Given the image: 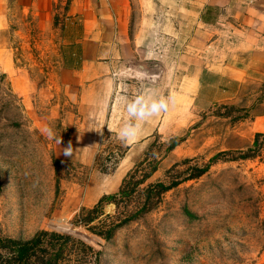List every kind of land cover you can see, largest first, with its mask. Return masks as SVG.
<instances>
[{
  "label": "rangeland",
  "instance_id": "obj_1",
  "mask_svg": "<svg viewBox=\"0 0 264 264\" xmlns=\"http://www.w3.org/2000/svg\"><path fill=\"white\" fill-rule=\"evenodd\" d=\"M6 8L9 27L0 32V48L12 51L27 92H19L0 69L2 235L27 239L42 229L68 234L101 251V264H264V133L254 145L255 135L245 124L264 110V86L249 96L250 89H244L237 104L196 112L188 122L169 120L166 112L160 140L182 141L162 158L151 180L164 179L175 164L177 175L194 173L195 167L207 171L167 191L157 208L107 240L75 218L82 207L117 192L156 133L127 150L117 166L115 159L127 144L113 132L105 130L94 146L82 134L72 137L75 122L69 118L76 96L67 97L55 80L58 35L23 17L13 0H0V12ZM190 27L182 25L183 40ZM149 30V41L156 40V24ZM55 140L71 145L70 157L55 154ZM86 147L92 148L90 155ZM250 148L255 156L240 159V151ZM103 210L113 214L115 206L104 202Z\"/></svg>",
  "mask_w": 264,
  "mask_h": 264
},
{
  "label": "crops",
  "instance_id": "obj_2",
  "mask_svg": "<svg viewBox=\"0 0 264 264\" xmlns=\"http://www.w3.org/2000/svg\"><path fill=\"white\" fill-rule=\"evenodd\" d=\"M13 2L23 17L58 35L55 80L67 97L76 96L72 137L82 134L90 146L106 130L131 151L159 134L166 112L169 120L188 122L196 112L237 104L245 90L249 96L264 86V0ZM9 15L8 8L0 12V32L9 27ZM154 24L158 36L149 41ZM185 24L191 27L183 40ZM12 57L0 48V69L23 93L24 76ZM245 124L252 136L264 133V110ZM65 143L53 142L55 154L64 155Z\"/></svg>",
  "mask_w": 264,
  "mask_h": 264
},
{
  "label": "trees",
  "instance_id": "obj_3",
  "mask_svg": "<svg viewBox=\"0 0 264 264\" xmlns=\"http://www.w3.org/2000/svg\"><path fill=\"white\" fill-rule=\"evenodd\" d=\"M260 135L262 133L255 134L254 145ZM181 141V138L171 137L167 142H163L156 133L143 158L137 161L123 177L117 192L104 196L91 208L82 207L74 222L82 224L100 237L112 239L121 227L142 219L157 208L167 191L185 180L203 175L207 171L206 167H195L194 173L190 171L177 175L175 171L178 169L175 164L166 171L164 179L151 180L162 158ZM159 147H163L161 155H159ZM128 148L126 145L120 150L114 166L118 165ZM249 152L255 151L253 148L245 152L240 151L239 158L247 159L255 156ZM228 160H236V158ZM104 202L115 206L113 214L104 213ZM0 264H101V251L71 235L55 231L42 229L27 239L4 236L0 233Z\"/></svg>",
  "mask_w": 264,
  "mask_h": 264
},
{
  "label": "clouds",
  "instance_id": "obj_4",
  "mask_svg": "<svg viewBox=\"0 0 264 264\" xmlns=\"http://www.w3.org/2000/svg\"><path fill=\"white\" fill-rule=\"evenodd\" d=\"M64 156L65 157H70L72 152H71V145L69 144V146L66 147L65 151H64Z\"/></svg>",
  "mask_w": 264,
  "mask_h": 264
}]
</instances>
